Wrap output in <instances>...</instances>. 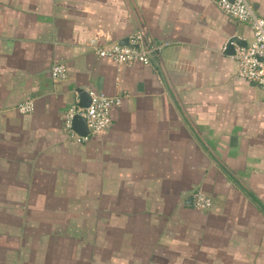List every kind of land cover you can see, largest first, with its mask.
I'll use <instances>...</instances> for the list:
<instances>
[{
	"label": "crops",
	"instance_id": "1",
	"mask_svg": "<svg viewBox=\"0 0 264 264\" xmlns=\"http://www.w3.org/2000/svg\"><path fill=\"white\" fill-rule=\"evenodd\" d=\"M218 1L0 0V264H73L84 215L100 264H264V86L238 78L227 46L253 34ZM134 35L161 48L151 66L92 51ZM79 90L120 98L81 144L63 122Z\"/></svg>",
	"mask_w": 264,
	"mask_h": 264
},
{
	"label": "built area",
	"instance_id": "2",
	"mask_svg": "<svg viewBox=\"0 0 264 264\" xmlns=\"http://www.w3.org/2000/svg\"><path fill=\"white\" fill-rule=\"evenodd\" d=\"M219 10L228 18L249 24L253 41L250 45L237 48L233 60L237 64V76L239 79L264 86V19L257 16L247 0H219ZM159 47L146 48L139 35H134L127 46H111L106 48H93V53L103 59L111 61L116 66H130L139 64L145 67L152 65L154 57L160 51ZM65 69L57 65L51 68L53 78H63ZM90 103L87 108H80L77 103L70 106L64 115V127L67 137L74 143L87 142L89 138L96 137L111 125V109L120 105V98L100 95L96 92H88ZM21 113H30L33 110L31 102L20 105ZM75 116L81 117L86 123L88 135L79 137L72 130V121ZM196 208L205 210L210 208L211 200L197 192L192 196Z\"/></svg>",
	"mask_w": 264,
	"mask_h": 264
},
{
	"label": "rangeland",
	"instance_id": "3",
	"mask_svg": "<svg viewBox=\"0 0 264 264\" xmlns=\"http://www.w3.org/2000/svg\"><path fill=\"white\" fill-rule=\"evenodd\" d=\"M83 211V210H82ZM99 220H101V219H99ZM74 221L76 222V223H74L73 224V227L75 228V230H73V231H75V237H77V238H82V236L83 237H85L86 236V233H81V229H82V225H84V223H86V225H85V227H86V231H88L89 229H90V232H94V236H92V237H90L88 240H86V241H84V242H81V240L79 241V243H78V246H77V248L76 249H83L81 252H78L77 254H84L85 252H88V255L86 254V257H85V254L83 255V256H81L80 258H77L78 257V255H76L77 257H74V259H73V264H83V261L82 260H87V259H90L91 258V254H90V250H93L94 248H102L103 247V244H104V242L103 243H101L100 244V242H98V239H100L101 237L99 236L98 237V234H97V230L98 229H96L98 226L100 227V225L99 224H97V225H95V224H93L92 222H90V219L88 218V215L86 216V215H84L83 217H81V218H79V219H77V218H75L74 219ZM78 223V224H77ZM108 226H109V224L108 225H106L103 229H104V231H106L107 230V228H108ZM92 229H93V231H92ZM110 229H111V231H116V229H117V225L116 224H113V225H111V227H110ZM79 230V231H78ZM103 231V230H102ZM101 231V232H102ZM112 242V245H114L113 247H111L113 250H117V247H115V244H117V241H115V242H113V241H111ZM106 243V242H105ZM73 244H75V241L73 240ZM86 246H87V248H88V250L86 249ZM91 247H93L92 249H91ZM90 256V257H89ZM93 259H95V260H92V259H90L89 261L91 262V264L93 263V264H100V263H98L97 262V260H100V258L99 257H95V258H93ZM40 260V259H39ZM41 261V260H40ZM97 263H96V262ZM47 262L49 263V257H47V256H45V258L43 259V263L42 264H47ZM72 263V262H71Z\"/></svg>",
	"mask_w": 264,
	"mask_h": 264
},
{
	"label": "water",
	"instance_id": "4",
	"mask_svg": "<svg viewBox=\"0 0 264 264\" xmlns=\"http://www.w3.org/2000/svg\"><path fill=\"white\" fill-rule=\"evenodd\" d=\"M229 1H233V0H229ZM234 43H238L236 39L230 40V42L227 46V50L230 51L232 55L234 54L233 48H232V44H234ZM78 93H79V98H80V102H79L78 106L80 108H87L89 106V103H90V98H89L88 92L79 90ZM72 130L79 137H85L88 135V131H87L86 123H85L84 119L81 117H78V116H75L73 118ZM189 201H191V200H189Z\"/></svg>",
	"mask_w": 264,
	"mask_h": 264
},
{
	"label": "trees",
	"instance_id": "5",
	"mask_svg": "<svg viewBox=\"0 0 264 264\" xmlns=\"http://www.w3.org/2000/svg\"><path fill=\"white\" fill-rule=\"evenodd\" d=\"M204 148H206V147H204ZM224 170H225V172H226V173H228V174H229V172H228V171H227L225 168H224Z\"/></svg>",
	"mask_w": 264,
	"mask_h": 264
}]
</instances>
